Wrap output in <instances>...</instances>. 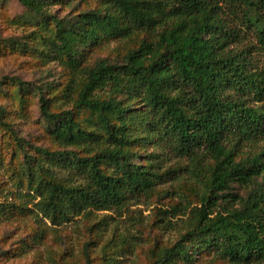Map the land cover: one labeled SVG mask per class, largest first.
<instances>
[{
    "label": "trees",
    "instance_id": "16d2710c",
    "mask_svg": "<svg viewBox=\"0 0 264 264\" xmlns=\"http://www.w3.org/2000/svg\"><path fill=\"white\" fill-rule=\"evenodd\" d=\"M16 1L34 30L31 46L18 42L10 49L34 51L82 75L72 109L52 111L37 90L45 132L63 150H25L0 105V127L22 155L20 173L43 216L67 221L86 208L119 207L127 194L147 192L159 154L139 164L134 148L154 143L212 164L187 231L148 264H191L206 252L232 264L264 261V148L235 161L239 143L264 136V104L254 105L264 102V69L251 67L252 48L233 49L248 32L264 52V0H91L94 8L62 18L49 7L74 0ZM140 33L146 37L119 63L79 68L87 49ZM33 91L18 78L0 81V96L20 104ZM81 111L88 118L78 119ZM53 166L85 184H64ZM231 184L251 187L237 208L229 204ZM9 208L0 203V217Z\"/></svg>",
    "mask_w": 264,
    "mask_h": 264
},
{
    "label": "rangeland",
    "instance_id": "374dc122",
    "mask_svg": "<svg viewBox=\"0 0 264 264\" xmlns=\"http://www.w3.org/2000/svg\"><path fill=\"white\" fill-rule=\"evenodd\" d=\"M64 4L56 3L48 10L62 18L96 6L91 0H74L69 7ZM26 16L25 9L16 0H0V81L18 78L36 92L26 94L21 104L18 99L0 96V105L7 110L6 120L17 137L25 141V150L30 151L29 146L63 150L45 132L37 90H44L52 111L69 110L76 97L75 85L82 75L79 70L72 71L34 51L10 49L11 44L18 42L31 46L34 27L25 23ZM145 35L105 40L84 52L79 68L91 67L99 61L119 63L126 51ZM246 47L252 48L251 67L264 69V52L258 50L248 32L233 49ZM67 86H70L68 92ZM99 95L104 96L105 92ZM262 104L264 102L254 105ZM134 106L140 108L138 103ZM88 116L85 111L77 114L78 119ZM263 148L264 136L252 142H241L236 147L235 161L251 157ZM134 151V162L139 164L145 163L147 154H159L153 160V173L157 177L150 190L127 194L119 207L86 208L70 215L67 221L53 222L36 206L40 199L33 197L20 173L22 155L0 127V203L9 206L11 212L0 217V264H148L155 254L176 243L191 224V210L200 206L199 196L204 191L212 161L208 157L195 159L159 150L154 143L135 147ZM52 170L56 179L64 184H85L75 173L56 166ZM250 189L231 184L230 206L239 207V201ZM191 264L232 263L206 252L195 256ZM252 264H264V261Z\"/></svg>",
    "mask_w": 264,
    "mask_h": 264
}]
</instances>
